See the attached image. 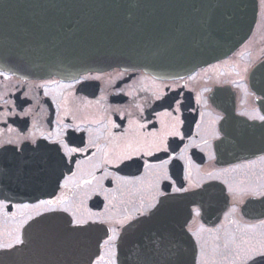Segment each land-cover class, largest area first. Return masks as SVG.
Wrapping results in <instances>:
<instances>
[{
    "label": "flooded vegetation",
    "instance_id": "1",
    "mask_svg": "<svg viewBox=\"0 0 264 264\" xmlns=\"http://www.w3.org/2000/svg\"><path fill=\"white\" fill-rule=\"evenodd\" d=\"M257 1L248 38L183 74L116 66L62 78L0 64V72L11 76H0V238L33 217L21 227L25 244L5 264H106L104 241L112 228L116 264L126 234L122 264H199L201 245L217 264H231L233 237L241 244L264 240V228L246 231L264 221V195L258 194L264 192V150L222 147L230 116L263 122L250 118L264 116V97L251 83L254 67L264 60V4ZM177 129L180 136L171 135ZM164 160L170 161L165 167L171 179H160L157 190ZM195 183L201 187L192 188ZM181 186L190 190H173ZM58 197L89 223L77 229L70 212L41 208L35 214L40 201ZM158 209L153 228L132 230ZM99 219L111 223H92Z\"/></svg>",
    "mask_w": 264,
    "mask_h": 264
},
{
    "label": "water",
    "instance_id": "2",
    "mask_svg": "<svg viewBox=\"0 0 264 264\" xmlns=\"http://www.w3.org/2000/svg\"><path fill=\"white\" fill-rule=\"evenodd\" d=\"M257 11V0H0V64L45 77L115 66L183 74L234 50L251 33ZM251 83L264 96V61ZM224 126L223 149L264 150V121L230 116ZM159 213L132 230L153 228ZM127 242L126 234L121 264Z\"/></svg>",
    "mask_w": 264,
    "mask_h": 264
},
{
    "label": "snow or ice",
    "instance_id": "3",
    "mask_svg": "<svg viewBox=\"0 0 264 264\" xmlns=\"http://www.w3.org/2000/svg\"><path fill=\"white\" fill-rule=\"evenodd\" d=\"M261 4H264V0H260ZM0 76H4L5 79H11V76L6 72H0ZM96 79H99V77H95ZM71 85H69L70 87ZM40 87H44V85H40ZM251 119H258L260 121H264V116L261 115H254L250 117ZM79 130V129H77ZM63 132V129H58L56 136H61ZM171 135L174 136H180L179 130H175L171 133ZM182 138V137H181ZM31 139L34 142V136L31 137ZM53 143H63V140H53ZM5 143L7 144H13L15 143L12 140H8ZM163 141H161V144ZM0 148H4V144L0 143ZM65 148L68 152H76L78 149L71 148L68 149L67 145H65ZM157 151L160 150V145H156ZM164 151H167V148H164ZM149 155L152 154L151 151L148 152ZM179 159H184V156H180ZM170 163L169 160H164L161 162L159 167V172L157 173V180L155 186L159 187V180H170L171 177L168 175L166 165ZM211 175V174H210ZM192 188H199L201 185L199 183H195L191 185ZM177 193L187 192L190 189L185 188L183 186L173 189ZM233 195L239 196L241 193L236 190H231ZM164 193L158 191V195H163ZM257 194V193H253ZM259 195H264V192L258 193ZM153 203L150 205V207H155V200L156 197L153 198ZM67 205V202L63 200L62 198H56L55 200H42L38 205L35 206V214L41 215L40 209L43 208L45 211H63V212H70V208ZM24 208H28V205H24ZM237 209L233 208L232 212H236ZM73 219L70 221V223L77 229L84 228L85 225L89 223V218L82 216L78 210H72L70 212ZM195 214L199 215L200 210L197 208L195 209ZM97 215V214H89V216ZM33 217L29 216L24 220H21L18 224V226L13 229L12 231H6L3 234V237L0 238V264H5V257H12L15 255V252L13 250H19V246H22L25 244V240L23 238V235L21 233V227L28 222V219H32ZM128 218L126 217L124 220H117L116 223L123 224L126 222ZM92 223H101V224H107L111 223V220L108 219H99V220H92ZM257 228H264V221H261L260 225H249L246 228V231H255ZM113 235L109 237L108 240L104 241V247H105V255L107 256L106 264H116L115 259V241L117 239L116 235V229H111ZM194 235L199 236V233H194ZM262 236H264V232L261 233ZM231 243L234 245L233 252H234V258L231 261V264H264V240L257 242V243H251L248 240H245L241 243H236L235 237L232 238ZM101 260L104 259V257H100ZM95 264H99V261L95 262ZM199 264H217V262L213 259H210L208 256V253L205 250L204 245H201L200 249V258H199Z\"/></svg>",
    "mask_w": 264,
    "mask_h": 264
}]
</instances>
